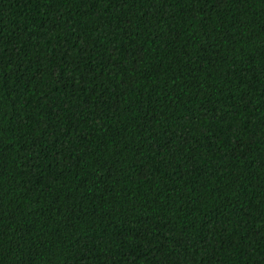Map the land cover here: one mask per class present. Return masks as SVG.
Segmentation results:
<instances>
[{
  "label": "trees",
  "instance_id": "trees-1",
  "mask_svg": "<svg viewBox=\"0 0 264 264\" xmlns=\"http://www.w3.org/2000/svg\"><path fill=\"white\" fill-rule=\"evenodd\" d=\"M0 264H264V0H0Z\"/></svg>",
  "mask_w": 264,
  "mask_h": 264
}]
</instances>
